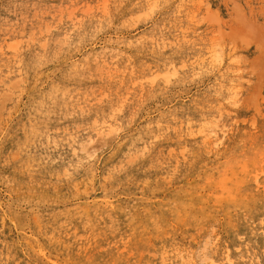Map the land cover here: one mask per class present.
I'll use <instances>...</instances> for the list:
<instances>
[{
    "label": "rangeland",
    "instance_id": "1",
    "mask_svg": "<svg viewBox=\"0 0 264 264\" xmlns=\"http://www.w3.org/2000/svg\"><path fill=\"white\" fill-rule=\"evenodd\" d=\"M0 264H264V0H0Z\"/></svg>",
    "mask_w": 264,
    "mask_h": 264
},
{
    "label": "bare ground",
    "instance_id": "2",
    "mask_svg": "<svg viewBox=\"0 0 264 264\" xmlns=\"http://www.w3.org/2000/svg\"><path fill=\"white\" fill-rule=\"evenodd\" d=\"M221 131H222V127H220L219 125H217L214 129L211 130V134H214L216 136L217 142L219 140L218 137H219Z\"/></svg>",
    "mask_w": 264,
    "mask_h": 264
}]
</instances>
